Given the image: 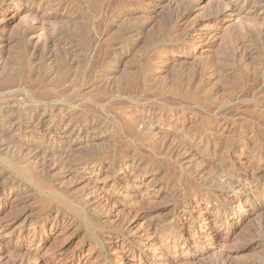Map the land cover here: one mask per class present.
<instances>
[{"label": "rangeland", "instance_id": "374dc122", "mask_svg": "<svg viewBox=\"0 0 264 264\" xmlns=\"http://www.w3.org/2000/svg\"><path fill=\"white\" fill-rule=\"evenodd\" d=\"M256 10L0 0V264H264Z\"/></svg>", "mask_w": 264, "mask_h": 264}, {"label": "bare ground", "instance_id": "6f19581e", "mask_svg": "<svg viewBox=\"0 0 264 264\" xmlns=\"http://www.w3.org/2000/svg\"><path fill=\"white\" fill-rule=\"evenodd\" d=\"M215 1V0H214ZM220 1V0H219ZM238 1V0H237ZM252 2V1H251ZM263 2V1H262ZM261 2V3H262ZM221 3V2H220ZM243 3H244V1H243ZM256 3V2H255ZM258 4H259V1H258ZM233 5V4H232ZM234 6V5H233ZM263 6V5H262ZM243 7V6H242ZM259 7V6H258ZM73 8V7H72ZM263 8V7H262ZM233 9V8H232ZM244 9V8H243ZM176 10V9H175ZM235 10H236V15L237 14H239V15H242L241 13H244V12H242L241 11V9H240V7L238 8L237 6H235ZM182 11V10H181ZM64 12V11H63ZM177 12V11H176ZM255 12V11H254ZM65 13V12H64ZM53 15V14H52ZM249 15V14H248ZM243 16V15H242ZM251 16V15H250ZM259 16L261 17V19H262V21H263V18H264V12H262L261 10H256V12H255V14H252V17H254V18H259ZM182 19V18H181ZM248 19H249V16H248ZM260 19V20H261ZM250 20V19H249ZM259 21V20H258ZM255 22V21H254ZM262 23V22H261ZM72 25V24H71ZM254 25V24H253ZM261 25V24H260ZM248 26V25H247ZM254 27V26H253ZM72 28V27H71ZM247 28V27H246ZM255 28H256V25H255ZM258 28V27H257ZM260 28V27H259ZM244 29V28H243ZM251 31H253V30H251ZM250 31V32H251ZM247 31H245V33H246ZM244 32H243V34L244 35H246ZM248 34H249V32H247ZM252 33V32H251ZM236 34H237V32H236ZM242 34V35H243ZM230 35H231V33H230ZM263 35H264V33H263V31L261 30V29H256V30H254V33H253V37H256V39L257 38H259L260 37V39L263 37ZM243 37V36H242ZM244 37H246V36H244ZM252 37V36H251ZM231 37H229V39H230ZM233 38V37H232ZM239 38V37H238ZM53 39V38H52ZM242 39V38H241ZM251 39V38H250ZM250 39H249V37L248 38H246L245 40H244V42L242 41V42H240V43H238L237 44V42L236 43H232V42H234V41H232L231 43L233 44H231L230 45V47L228 48L229 49V53H231V54H229V55H233V56H240L239 58H241L242 57V59L244 58V59H246V58H249L250 57V55H252L251 54V49H249L248 47L250 46ZM253 39V38H252ZM239 40V39H238ZM255 40V39H254ZM258 40V39H257ZM55 41V40H54ZM231 41V39L229 40V42ZM260 41V40H259ZM228 42V43H229ZM239 42V41H238ZM258 44H259V42H258ZM249 45V46H248ZM40 46V45H39ZM43 46V45H42ZM254 46V45H253ZM51 48V47H50ZM40 49V48H39ZM258 49V48H257ZM70 51H72V50H70ZM254 51V50H253ZM258 51V50H257ZM61 52V51H60ZM64 52V51H63ZM65 52H67V51H65ZM51 53V52H50ZM52 53H54V52H52ZM59 55V54H58ZM67 56V55H66ZM238 58V57H237ZM55 59V58H54ZM250 59V58H249ZM257 70V69H256ZM264 77V76H263ZM260 80V79H259ZM263 83V82H262ZM256 84V83H255ZM252 85V84H251ZM256 87V86H255ZM258 87V86H257ZM260 87H258V89H259ZM249 91V90H248ZM259 91V90H258ZM247 92V91H246ZM245 92V93H246ZM254 92V91H253ZM251 93V92H250ZM249 93V94H250ZM258 94V93H257ZM254 97V96H253ZM262 99V98H261ZM148 122V121H147ZM150 122V121H149ZM151 124V123H150ZM149 124V125H150ZM151 126V125H150ZM147 127V126H146ZM148 128H150V127H148ZM8 135V134H7ZM6 135V136H7ZM246 136V135H245ZM253 136V135H252ZM255 136V135H254ZM245 138V137H244ZM8 139H10L11 140V137H9ZM251 139V138H250ZM7 140V139H6ZM245 140V139H244ZM247 140V139H246ZM256 140V139H255ZM253 141V140H252ZM8 142H9V140H8ZM12 142V141H11ZM255 143L257 142V141H254ZM254 143V144H255ZM246 144V143H245ZM258 144V143H257ZM258 147H259V149H262V147L260 146V145H257ZM7 147V146H6ZM253 147V146H252ZM254 148H255V145H254ZM261 151V150H260ZM37 152H38V150H37ZM39 153V152H38ZM44 153V152H43ZM37 154V153H36ZM51 154H53L52 152H51ZM52 156V155H51ZM54 154H53V158H54ZM35 157V156H34ZM217 172V171H216ZM218 173V172H217ZM222 174V173H221ZM223 174H224V172H223ZM228 174H231V173H228ZM218 175H220V173L218 174ZM233 176H234V174H233ZM254 176V175H253ZM212 177V176H211ZM213 177H215V176H213ZM223 177H225V178H223ZM223 180L222 179H219V181H221L222 182V184L223 185H225L226 187H227V189H231V188H235V189H241V185H242V181L243 182H246L247 183V181L249 180V177L248 178H245V179H242L241 180V182H239V181H235V180H232L233 178L230 176H224L223 175ZM251 177V176H250ZM242 178V177H241ZM244 178V177H243ZM216 179L217 178H215L214 180L216 181ZM255 180L254 181H259L260 183H264V177H262V176H260V175H258V176H256L255 175V178H254ZM239 180V179H238ZM251 180V179H250ZM205 181V180H204ZM207 181V180H206ZM253 181V182H254ZM212 182H213V180H212ZM205 183V182H204ZM207 183H205V185H206ZM209 185H210V182L208 183ZM219 184V183H218ZM205 185H203V186H205ZM221 185V184H220ZM206 186H208V185H206ZM209 187V186H208ZM213 187V186H212ZM222 187V186H221ZM226 187H224V188H226ZM52 189V188H51ZM243 191V190H242ZM55 193V192H54ZM60 195V194H59ZM262 196V195H261ZM61 197V196H60ZM210 197V196H209ZM56 198V197H55ZM59 198V197H58ZM62 200L64 201V199L62 198ZM67 200V199H66ZM217 200V199H216ZM60 202H61V200H60ZM70 202V201H69ZM218 202V201H217ZM73 203V202H72ZM64 204H66V203H64ZM74 204V203H73ZM263 205L264 204H262L261 205V207L262 208H264L263 207ZM240 207V206H239ZM241 208V207H240ZM239 208V210H241V209H244V208H241L240 209ZM262 208H261V210H262ZM236 212V211H235ZM260 212H262V211H260ZM263 214H264V212H262ZM262 225V224H261ZM264 226V225H263ZM260 228V227H259ZM216 229V228H215ZM210 232V231H209ZM258 245V244H257ZM261 245H263L262 243H261ZM261 255V254H260ZM264 255V254H263ZM262 257V256H261ZM222 259V258H221ZM224 259V258H223ZM218 260V259H217ZM216 260V261H217ZM223 260H221V262H222ZM261 263H263L264 262V259H262V261H260ZM224 263V262H223ZM220 264V263H219Z\"/></svg>", "mask_w": 264, "mask_h": 264}]
</instances>
